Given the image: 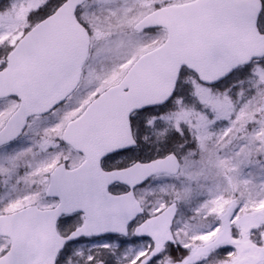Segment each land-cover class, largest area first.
I'll return each mask as SVG.
<instances>
[{
    "label": "snow or ice",
    "instance_id": "obj_1",
    "mask_svg": "<svg viewBox=\"0 0 264 264\" xmlns=\"http://www.w3.org/2000/svg\"><path fill=\"white\" fill-rule=\"evenodd\" d=\"M0 264H264V0H0Z\"/></svg>",
    "mask_w": 264,
    "mask_h": 264
}]
</instances>
